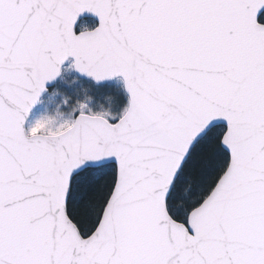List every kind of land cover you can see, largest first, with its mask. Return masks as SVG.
<instances>
[{
    "label": "snow or ice",
    "instance_id": "obj_1",
    "mask_svg": "<svg viewBox=\"0 0 264 264\" xmlns=\"http://www.w3.org/2000/svg\"><path fill=\"white\" fill-rule=\"evenodd\" d=\"M0 264H264V0H0Z\"/></svg>",
    "mask_w": 264,
    "mask_h": 264
}]
</instances>
